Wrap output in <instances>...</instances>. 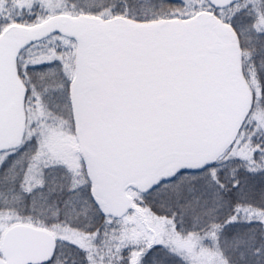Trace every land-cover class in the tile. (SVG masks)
Instances as JSON below:
<instances>
[{"label": "snow or ice", "instance_id": "6c2138e0", "mask_svg": "<svg viewBox=\"0 0 264 264\" xmlns=\"http://www.w3.org/2000/svg\"><path fill=\"white\" fill-rule=\"evenodd\" d=\"M0 264H264V0H0Z\"/></svg>", "mask_w": 264, "mask_h": 264}]
</instances>
